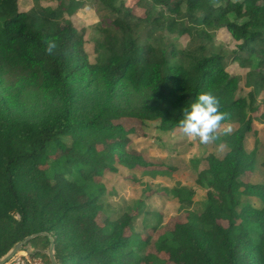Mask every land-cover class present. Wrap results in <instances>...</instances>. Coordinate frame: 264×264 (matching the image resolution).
Returning a JSON list of instances; mask_svg holds the SVG:
<instances>
[{
    "label": "trees",
    "instance_id": "obj_1",
    "mask_svg": "<svg viewBox=\"0 0 264 264\" xmlns=\"http://www.w3.org/2000/svg\"><path fill=\"white\" fill-rule=\"evenodd\" d=\"M50 1L57 6L35 3L20 11L18 0H0V76L13 72L19 85L14 94L0 87V259L27 236L44 232L54 240L57 264H264V190H243L252 201L241 204L239 227L232 220L235 200L222 192L234 189L255 160L244 141L261 106L264 131V99L258 102L264 92V0L262 8L248 10L240 0H148L153 9L144 17L118 0H97L109 22L98 29L93 62L84 51V30L65 21L54 29L68 3ZM220 29L239 43L230 59L248 69L246 96L236 97L241 79L227 72L226 55L211 49ZM161 34L186 36L189 43L183 49L150 44ZM46 39L56 41L54 55L45 52ZM237 52L247 58L237 61ZM209 91L229 114L223 125L237 128L214 142L227 145L225 155H208L207 169L197 174L206 189L199 216L176 221L157 236L154 249L166 259L142 260L139 240L125 235L128 223L98 224L105 191L100 179L116 170L115 159L150 167L124 152L133 126L172 131L198 94ZM28 93L54 102L25 113ZM176 195L190 200L193 192L179 188ZM36 241L49 246L40 236L25 247Z\"/></svg>",
    "mask_w": 264,
    "mask_h": 264
},
{
    "label": "rangeland",
    "instance_id": "obj_2",
    "mask_svg": "<svg viewBox=\"0 0 264 264\" xmlns=\"http://www.w3.org/2000/svg\"><path fill=\"white\" fill-rule=\"evenodd\" d=\"M240 1H242L245 10L263 7L261 0ZM35 3L45 7H55L58 4L57 1L50 0H18V7L20 11H29ZM60 3H68V6L67 8L62 6L65 11L63 9L59 10V19H57V26L54 29H60L68 22L76 29L84 30V51L89 55L90 62H93L94 46L100 37L98 29L108 25L109 22L104 18L105 12L99 11L97 0H60ZM119 3H123L132 10L133 14L140 17H144L146 11L153 9L148 0H146V6L140 7L138 6V0H118L116 4ZM157 10L155 8V11ZM188 43L189 38L186 36L168 34L156 35L150 41V44L160 48L174 44L179 49H183ZM238 44L226 29H220L215 33L211 49L226 55L227 72L231 76H237L241 79L236 97H243L249 92V89L245 86V75L248 69L242 68L237 62H232L230 59L232 52L237 50ZM246 58L245 53L237 52V61H243ZM0 81L2 91L14 94L19 90L17 75L13 72L6 70L2 72ZM26 99L27 102L23 106L25 107L24 112L28 114L35 112L37 109L42 110L44 108L42 104L46 103L48 105L54 102H48V98L38 93L35 95L28 93L27 97L24 95L22 98L23 101H26ZM263 99L264 92L258 97V102ZM262 112L263 107L261 106L260 110L253 114L255 118L252 124L253 131L247 135L244 141L246 151L248 153L254 151V162L240 176L234 189L222 191L231 194L232 199L235 200L232 220L237 227L242 221L241 204L252 201V198L242 194L243 190L252 185L264 190V131L259 120ZM223 126H231L232 132L237 128L234 124ZM133 129H135V132L127 137L128 143L124 152L142 157L151 166L141 168L131 164L130 170L124 167L122 169V165H119L121 162L115 159V165L117 164V166L113 165V167L116 170L106 171L100 179L105 191L99 197L98 205H100L102 211L97 218V222L100 226L108 228L109 226L113 227L114 223L125 221L124 223L129 224L125 230V235L139 240L137 254L142 260L145 256L149 257L150 261L157 258L166 259V255L158 254L154 249L157 236L169 231L176 221L182 223L196 220L204 208L206 196V189L202 188L197 182V174L199 171L207 169L208 165L205 159L208 155L213 154L217 160L221 159L227 152L228 147L224 143L218 146L215 143L201 144L198 140H182L180 137H177L175 144H173L169 140L174 138V134H172L174 129L172 131H161L141 125H135ZM224 136L221 135L220 138ZM117 140H120V138ZM255 146H257L256 150L254 149ZM97 149L102 151V146H98ZM117 151H119V154L122 149ZM61 154L60 151L56 154L52 153L51 158L55 159ZM172 155L181 157L175 161ZM196 160L199 161L197 167L193 163ZM154 171L156 173L152 174L151 172ZM179 188H184L186 193L193 192L190 200H179L176 195V189ZM254 206L260 207L258 200H255ZM221 223L223 226L228 224L223 219ZM145 238L147 242H145ZM22 249L8 264H23L24 260H28L31 264L49 263L46 242H31ZM34 253H38V255L33 256Z\"/></svg>",
    "mask_w": 264,
    "mask_h": 264
},
{
    "label": "clouds",
    "instance_id": "obj_3",
    "mask_svg": "<svg viewBox=\"0 0 264 264\" xmlns=\"http://www.w3.org/2000/svg\"><path fill=\"white\" fill-rule=\"evenodd\" d=\"M44 45L48 55L55 54L57 49L55 40L46 39ZM220 107V99L212 92H201L184 110L183 118L178 122L180 132L201 144H212L219 140L221 135L230 134L231 126H223V122L229 119V114L221 111Z\"/></svg>",
    "mask_w": 264,
    "mask_h": 264
},
{
    "label": "water",
    "instance_id": "obj_4",
    "mask_svg": "<svg viewBox=\"0 0 264 264\" xmlns=\"http://www.w3.org/2000/svg\"><path fill=\"white\" fill-rule=\"evenodd\" d=\"M44 236L48 239L49 246L47 251V257L50 264H57L55 259L54 253V240L48 233H37L27 236L24 240L17 243L4 257L0 259V264H8L18 253L19 251L31 240L35 239L36 237Z\"/></svg>",
    "mask_w": 264,
    "mask_h": 264
},
{
    "label": "crops",
    "instance_id": "obj_5",
    "mask_svg": "<svg viewBox=\"0 0 264 264\" xmlns=\"http://www.w3.org/2000/svg\"><path fill=\"white\" fill-rule=\"evenodd\" d=\"M172 134H174V138L171 139V140H169V142H170V143H173V144H175V141H176V138H177V137H180V139H182V140H188V139H189V138L185 137V136L180 132L179 127H177L176 129H174V132H172ZM172 134H171V135H172ZM177 145H178V144H177ZM125 150H126V148L124 149V151H125ZM166 157H167V155H166ZM172 157L174 158L175 161H177V159H179V157H181V156H174V155H172ZM119 165H122V169H123V167H124V168L130 170V166H129V165H126V164H124V163H120ZM115 166H117V164H116ZM151 173H152V174H155L156 172L154 171V172H151ZM144 175H146V174H144ZM165 176H166V175H165ZM106 177H109V178H110V176H106ZM150 177L152 178V176H150ZM110 179H113V178L111 177ZM181 185H182V183H181Z\"/></svg>",
    "mask_w": 264,
    "mask_h": 264
},
{
    "label": "built area",
    "instance_id": "obj_6",
    "mask_svg": "<svg viewBox=\"0 0 264 264\" xmlns=\"http://www.w3.org/2000/svg\"><path fill=\"white\" fill-rule=\"evenodd\" d=\"M23 264H31V263L28 260H24Z\"/></svg>",
    "mask_w": 264,
    "mask_h": 264
}]
</instances>
